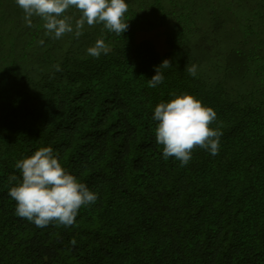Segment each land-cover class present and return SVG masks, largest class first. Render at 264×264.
<instances>
[{
  "label": "trees",
  "instance_id": "16d2710c",
  "mask_svg": "<svg viewBox=\"0 0 264 264\" xmlns=\"http://www.w3.org/2000/svg\"><path fill=\"white\" fill-rule=\"evenodd\" d=\"M126 3L121 36L86 25L54 39L0 0V264H264V0ZM160 27L165 51L136 38ZM100 37L111 51L89 56ZM184 93L222 136L217 155L198 148L181 166L153 114ZM44 146L98 195L69 227H37L8 195L17 160Z\"/></svg>",
  "mask_w": 264,
  "mask_h": 264
},
{
  "label": "clouds",
  "instance_id": "9594fccd",
  "mask_svg": "<svg viewBox=\"0 0 264 264\" xmlns=\"http://www.w3.org/2000/svg\"><path fill=\"white\" fill-rule=\"evenodd\" d=\"M16 4L23 11L28 26H34L33 18H38L45 34L54 39L67 34L79 38L86 25L90 28L102 25V31L121 36L129 26L126 0H16ZM72 9L79 15H70ZM110 51L103 37L97 38L87 49L88 55L95 58ZM169 67L171 61L168 59L156 66L155 75L148 79L149 86L155 88L162 83L161 69ZM55 68L61 70L59 65ZM187 71L196 76L197 66L193 64ZM153 120L157 122L155 138L162 146L164 159L173 157L185 166L198 148L212 155L219 153L222 131L211 126L217 121V113L192 94L176 95L167 102L158 103ZM15 167L20 177H9L10 182L18 180V183L9 188L8 195L16 202V214L37 227L50 224L69 227L75 223L81 207L98 199L96 192L64 167L51 146L40 147L17 160ZM71 243L75 244V240Z\"/></svg>",
  "mask_w": 264,
  "mask_h": 264
},
{
  "label": "rangeland",
  "instance_id": "374dc122",
  "mask_svg": "<svg viewBox=\"0 0 264 264\" xmlns=\"http://www.w3.org/2000/svg\"><path fill=\"white\" fill-rule=\"evenodd\" d=\"M136 38L138 40L150 39L154 42L159 51H165L167 49L165 34L163 28H155L152 30H141L137 32Z\"/></svg>",
  "mask_w": 264,
  "mask_h": 264
}]
</instances>
